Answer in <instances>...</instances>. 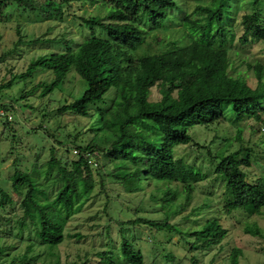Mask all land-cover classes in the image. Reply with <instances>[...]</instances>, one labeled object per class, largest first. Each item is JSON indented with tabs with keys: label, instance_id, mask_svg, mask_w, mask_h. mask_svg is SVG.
Listing matches in <instances>:
<instances>
[{
	"label": "trees",
	"instance_id": "1",
	"mask_svg": "<svg viewBox=\"0 0 264 264\" xmlns=\"http://www.w3.org/2000/svg\"><path fill=\"white\" fill-rule=\"evenodd\" d=\"M69 1H10L8 14L16 7L20 10L19 15L21 11H31L41 21L61 16L62 4H69ZM82 1L105 9L102 15H79L82 23L90 29L89 36L75 46L71 45L73 38L62 39L64 50L44 52L29 59L24 71L17 74L9 71L10 78L0 85V89L10 88L16 80L25 81L37 71H47L52 75L49 82L39 81L28 90L24 85L18 96V99H24L39 90L38 95L42 100L63 84L72 69L85 81V88L78 98L70 102L64 99L55 108L58 115L72 116V123L82 128L74 134L65 133L61 139L53 134L55 129L51 130L49 126L43 128L41 125L57 145L66 146L64 140H68L79 153H71L68 146L65 155H58L52 142L48 160L41 164L34 161L30 171L16 168L10 177L11 187L16 192L25 187L19 202L22 210L20 228L27 224L28 219L34 226L37 243L61 244L65 239L64 227L68 219L105 189L101 177L98 184L102 190L94 193L95 177L101 175L99 168H93L85 153L107 151L109 162L113 165L109 174L115 177V171H122L121 182L130 179L138 183L141 180L152 181L157 185L165 182L162 183L165 189L159 198L160 208L167 213L164 218L154 221L136 217L119 222V249L127 264H144L142 251L135 246L134 238L131 240L129 237L136 224L172 231L184 240L189 250L222 248V241L228 231L218 218H208L200 229L192 231H182L178 227L179 222H169L171 216L190 205L195 186L207 178L202 167L194 168L183 156H177L174 149L179 145H188L191 141V145L205 148L206 145L192 140L188 129L194 125L224 120L222 111L225 103L231 104L233 115L239 121L233 140L241 143V122L245 120L260 123L264 130V65L259 62L253 65L256 84L252 87L240 76L230 75V58L223 46L226 41L224 13L230 8L243 7L232 5L231 0H196V6L189 14L180 0ZM259 1L252 0V3L257 5ZM6 2L0 0V25L8 24L12 17L5 15V10H2ZM244 11L240 20L243 28L240 43L247 45L250 40H264V22L260 14ZM175 22L182 29L179 38L166 34ZM94 27H98L105 35H96ZM15 30L18 35L15 46H18L23 40L19 23L15 25ZM159 34L162 36L159 37ZM30 41L38 43L41 38L29 40L28 43ZM216 42L219 47L215 45ZM14 51L12 47L0 53V63ZM153 87L159 93L156 100L150 98ZM42 104L30 107L41 112L39 107ZM92 106H97L98 115L95 117L90 112ZM0 109L6 112L14 110L12 105L5 103L0 104ZM82 118H93L87 130H96L83 143L78 142L79 136L88 131L85 124L81 125L78 120ZM2 119L4 126L13 122L6 117ZM114 121L116 124H113ZM94 122H100L101 126L93 129ZM125 129L134 131L142 142L121 143L126 136ZM100 141L106 145H101ZM249 151V147L240 144L220 157L209 152L212 161L218 158L213 172L224 183L222 197L226 214L242 210L248 216H254L261 214L264 207V180L258 178L250 182L243 170L251 164ZM98 153L94 156L96 159ZM37 168L41 170L37 171ZM169 183H175L176 186L170 187ZM0 192V207L13 203L7 189L0 187ZM178 196L183 198V202L176 204V207ZM196 211L198 209L193 207L190 213ZM245 232L260 235L256 226L247 227ZM30 249V246L26 249L24 264H29L30 259L36 260V257L27 259ZM100 255L99 264H117L105 252ZM241 255L242 249L233 246L228 254L229 264H239ZM169 257H166V262L174 264V257Z\"/></svg>",
	"mask_w": 264,
	"mask_h": 264
},
{
	"label": "rangeland",
	"instance_id": "2",
	"mask_svg": "<svg viewBox=\"0 0 264 264\" xmlns=\"http://www.w3.org/2000/svg\"><path fill=\"white\" fill-rule=\"evenodd\" d=\"M6 1L2 8L3 11L5 10V15L9 13L10 1L15 0ZM27 1L31 2V0ZM180 1L189 14L192 13L197 3L196 0ZM231 2L232 5H239L249 13L260 14L264 22V0H260L257 5H254L252 0H231ZM62 5L63 14L61 16H52L41 21L36 19L31 11L24 13L21 11L19 15L20 10L16 7L12 13L8 14L12 16L11 20L6 25H0V53L12 47L15 51L8 59L0 63V85L10 78L9 71L13 74L24 71L29 59L44 52L64 50L62 39L73 38L71 45L75 46L88 37L90 29L82 23L79 15L87 17L105 13V9L99 8V5L93 6L82 0L80 2L71 0L69 4L63 3ZM243 8H230L224 13L223 25L226 28V41L223 46L226 47L230 58V75L240 76L254 87L256 78L252 67L256 62L264 65V40H250L247 45L240 43L239 37L243 33L240 20L245 13ZM17 23L20 25L23 40L15 46L18 40L15 32ZM176 24V22L171 24L173 26L168 28L166 34L179 38L182 29ZM94 31L96 35H105L98 27H94ZM161 36L162 34H159V37ZM37 38H41V42L30 41L28 43L29 40ZM215 45L219 47L217 42ZM153 46L157 47L156 44ZM51 78L52 75L49 72L40 71L38 73L37 71L25 81L16 80L12 87L0 89V104L12 105L14 109L8 111L13 121L9 125L4 126L3 117H0V187L7 189L13 199L12 204L0 207V264H24V254L28 246L31 249L26 255L27 259L36 257L34 261L30 259L29 264H99L101 252H105L117 264H127L119 249L121 243L119 222L133 220L136 217L154 221L164 218L167 213L160 208L159 198L162 197V190L165 189L162 183L165 182L158 183V185L145 180L138 183L134 179L121 182L122 171H115V177L109 174L113 170V165L109 162L107 151L95 152L98 153L97 159L95 158L97 165L93 167L99 168L101 175L95 177L94 193L102 190L98 184L101 177L105 189L86 203L80 212L68 219L64 227L65 239L61 244L55 246L37 243L34 226L28 219L27 224L20 228L22 210L19 202L25 193V187L20 188L19 192L12 189L10 177L15 169L30 171L34 161L37 160L39 164L44 163L50 157L49 149L52 142L57 148L58 155H65L68 146H70L71 153L74 149L73 144L68 140H64L66 146L57 145L41 128V125L43 128L49 126L51 130L55 129L53 134L61 139L64 138L65 133L74 134L82 128L77 123H72V116H60L55 112V108L64 102V99L70 102L78 98L85 88V81L73 69L68 72L63 84L42 100L38 95L39 90L24 99H18L20 89L24 85L28 90L39 81L49 82ZM150 98L152 100L159 98L156 87L151 88ZM40 104H42L39 107L41 112L30 107H37ZM97 106L90 108L94 117L98 115ZM222 112L224 120L208 125H194L188 129L192 140L206 145L205 148H197L191 145L193 143L191 141L188 145H179L174 149L177 156H183L187 163L194 165V168L202 167L201 169L207 173V178L195 186L194 197L190 205L169 219L171 224L179 222L178 227L182 231H192L200 229L206 219L218 218L221 225L228 231L222 241V248L214 247L207 251L189 250L184 240L182 241L180 236L172 231L156 229L147 224H136L133 226V234L129 237L131 240L134 238L135 246L142 251L144 264H168L169 262H166L168 256L174 257V264H229L228 254L233 246L242 249V255L238 258L239 264H264V207L261 214L254 216H248L242 210L226 214L222 197L224 183L213 172L218 158L215 162L211 159V155L220 157L242 144L243 147L250 149L251 164L243 168L247 174V180L250 182L258 178L264 180V130L260 123L245 120L241 122L242 141L241 143L236 142L232 138L237 132L235 126L239 124V121L233 115L231 104L225 103ZM78 120L81 125L85 124L87 130L94 119ZM113 124L116 122L114 121ZM93 126L95 129L101 126V123L94 122ZM95 131L84 132L85 134L79 136L78 142L83 143L85 139L91 138L93 133H96ZM125 134L121 142L123 144L142 142L134 131L125 129ZM99 143L106 145L102 141ZM40 170L41 168H37V171ZM141 185L142 188H139ZM169 186L175 187L176 184L169 183ZM181 202L183 198L178 196L175 205ZM193 207L198 211L190 213ZM254 226L258 228L260 235L245 232L247 227ZM129 227L132 228L131 225Z\"/></svg>",
	"mask_w": 264,
	"mask_h": 264
},
{
	"label": "built area",
	"instance_id": "3",
	"mask_svg": "<svg viewBox=\"0 0 264 264\" xmlns=\"http://www.w3.org/2000/svg\"><path fill=\"white\" fill-rule=\"evenodd\" d=\"M0 117L2 118H7L8 120H11L12 119V116L10 115V114H8V112H6V111H4L3 109H0ZM73 153L74 154H77V153H79V151L76 149V148H74L73 149ZM95 154L96 153H90V152H86L85 153V155H87V156H89V162L93 165V167L94 166H96L97 165V161H96V159H95Z\"/></svg>",
	"mask_w": 264,
	"mask_h": 264
}]
</instances>
